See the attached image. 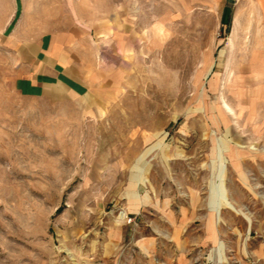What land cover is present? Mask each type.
<instances>
[{"label": "rangeland", "instance_id": "374dc122", "mask_svg": "<svg viewBox=\"0 0 264 264\" xmlns=\"http://www.w3.org/2000/svg\"><path fill=\"white\" fill-rule=\"evenodd\" d=\"M104 6L80 95L0 52V264H264V0Z\"/></svg>", "mask_w": 264, "mask_h": 264}, {"label": "crops", "instance_id": "0c3cea01", "mask_svg": "<svg viewBox=\"0 0 264 264\" xmlns=\"http://www.w3.org/2000/svg\"><path fill=\"white\" fill-rule=\"evenodd\" d=\"M140 3L145 0H133ZM117 0H0V52L22 97H63L58 86L80 95L87 87L81 43L100 34L99 12Z\"/></svg>", "mask_w": 264, "mask_h": 264}]
</instances>
